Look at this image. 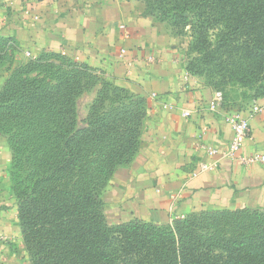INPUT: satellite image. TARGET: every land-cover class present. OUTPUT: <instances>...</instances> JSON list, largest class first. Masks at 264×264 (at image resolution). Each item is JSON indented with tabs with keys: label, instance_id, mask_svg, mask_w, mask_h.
<instances>
[{
	"label": "trees",
	"instance_id": "16d2710c",
	"mask_svg": "<svg viewBox=\"0 0 264 264\" xmlns=\"http://www.w3.org/2000/svg\"><path fill=\"white\" fill-rule=\"evenodd\" d=\"M144 12L180 31L192 27L194 47L206 60L212 59L209 30L222 27L216 48L239 52L248 61L239 81L263 82L258 94L264 96V0H145ZM5 45L0 39V59ZM70 62L78 66L58 73L52 84L20 79L17 72L15 83L8 80L0 86V130L9 122L24 129L36 127L27 141L42 142L34 143L28 155L36 169L24 181V197L17 205L31 264H264V209H204L163 226L139 218L108 223L100 182L133 157L146 113L138 100L106 84L128 102L103 107L100 113L92 104L87 125L76 128L74 102L66 97L78 90L79 82L82 86L74 79L90 68ZM10 94L19 97L7 99ZM58 96L64 100H56ZM25 139L20 133L15 137L20 145ZM60 178L64 183L58 185ZM246 211L257 219L258 228L250 234L223 238L211 228L214 219L207 221L214 213Z\"/></svg>",
	"mask_w": 264,
	"mask_h": 264
},
{
	"label": "crops",
	"instance_id": "0c3cea01",
	"mask_svg": "<svg viewBox=\"0 0 264 264\" xmlns=\"http://www.w3.org/2000/svg\"><path fill=\"white\" fill-rule=\"evenodd\" d=\"M0 39L4 51L17 45L20 58L65 52L141 103L139 148L103 191L110 222L161 224L204 209H264V164L242 166L221 156L231 137L225 115H245L252 102L234 106L223 98L211 109L214 90L189 75L170 27L146 14L141 1L0 0ZM254 101L262 109L249 120L244 154L264 153V96ZM8 154L0 142L1 168ZM201 163L213 166L194 174Z\"/></svg>",
	"mask_w": 264,
	"mask_h": 264
},
{
	"label": "rangeland",
	"instance_id": "374dc122",
	"mask_svg": "<svg viewBox=\"0 0 264 264\" xmlns=\"http://www.w3.org/2000/svg\"><path fill=\"white\" fill-rule=\"evenodd\" d=\"M138 1L145 4V0ZM162 22L170 27L177 39L184 60V68L197 83L205 85L214 91H220L223 98L227 102L233 103L234 106L248 105V103L262 97L258 93L261 91L260 88L262 87L260 86L263 82L257 81L250 84L239 81V78L247 73L248 61L241 57V54L236 52V50L228 52L216 48L215 45L218 41L216 34H219L223 30L222 27H214L209 30L208 39L211 44L212 59L206 60L204 52L194 47L195 33L192 27L188 25L180 31L179 28L173 27L169 22ZM0 49H3L2 46H0ZM6 49L3 57L0 59V81L2 86L8 80L15 83L17 72V77L20 79L28 78L33 81H44V85L52 84L58 80V73L63 74L67 69H73L74 65L78 66V64L70 62V58L66 53L60 50L42 51L37 56L23 53V58H20V51L17 45L6 47ZM63 79L61 77L60 80ZM78 80L82 81V86L79 82L78 90L73 89V94L71 91L69 96L66 97L67 100L74 102L73 119L76 128H82L87 125V117L92 104H94L95 110L100 113L108 107L128 102V100L123 98L122 93L114 92L116 90H113L111 87L105 88L107 86L104 85L108 83L104 79H101L99 74L93 69L86 71L83 77L80 75V78L74 79L75 82ZM69 83L72 84V88L74 86L78 87L74 82ZM102 89H104V93L101 95L100 91ZM16 96L19 97L18 94H10L6 98L15 99ZM56 100H64V98L58 96ZM86 108H88L87 111ZM5 127L3 130H0V142L6 146L9 154L6 159V165L3 168L0 166L3 172L0 175V202L7 199L6 204H4L5 207H0V264H31L23 240L17 214V205L19 201H22L21 198L24 197L21 191V187H24V181L27 180L28 174L36 169L35 162L28 155L32 156L34 143L38 146L42 142L41 140L38 142L27 141V139L32 138L36 134V127L34 130H32V127L24 129L19 125L10 124V122ZM19 133L25 135L26 139L23 145H20L15 140V137ZM94 156L95 158L97 157L96 161H98L99 157L97 155ZM131 160L132 158L118 166L115 171H119L120 168L127 166ZM113 175L114 173L111 174L108 181L104 182L105 180L103 179L100 182L102 185L100 191L106 190ZM61 179L56 180L58 185L63 182ZM105 210L104 204L103 211L109 224L124 222H110ZM207 218L208 215L207 217H203V219ZM212 219H214L213 224L210 223ZM207 221L211 224V228H213L216 234L223 238L250 234L258 228L257 219L251 211L239 214L214 213ZM165 224L155 225L163 226ZM169 224L171 225V223Z\"/></svg>",
	"mask_w": 264,
	"mask_h": 264
},
{
	"label": "built area",
	"instance_id": "2783aa9c",
	"mask_svg": "<svg viewBox=\"0 0 264 264\" xmlns=\"http://www.w3.org/2000/svg\"><path fill=\"white\" fill-rule=\"evenodd\" d=\"M33 20H38V15L32 16ZM123 52V51H122ZM26 55H30L29 52H26ZM152 60V59H150ZM223 96L220 91H214L212 100L210 102L211 109H215L222 101ZM166 107L167 105H163ZM262 109L260 104H258L256 101H253L252 104L248 107L246 110L245 115H241L240 111L233 110L228 112L225 115V121L229 125L231 129V137L228 142L227 149L221 153L222 157L229 158L233 161H235L237 164L242 166H250L253 164H264V153L259 152H253L250 154H244L241 152L243 142L249 135L250 130V124L249 120L251 116ZM190 112L188 110H185L182 112V115L188 116ZM205 151L208 154H215L217 153V150L212 147H204ZM213 165L201 163L196 171H194V174L199 173L200 171L207 170L211 168Z\"/></svg>",
	"mask_w": 264,
	"mask_h": 264
}]
</instances>
